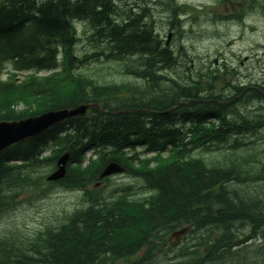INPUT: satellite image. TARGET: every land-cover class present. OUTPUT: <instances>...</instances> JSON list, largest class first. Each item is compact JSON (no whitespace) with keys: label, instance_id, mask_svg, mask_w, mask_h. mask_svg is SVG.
Segmentation results:
<instances>
[{"label":"trees","instance_id":"1","mask_svg":"<svg viewBox=\"0 0 264 264\" xmlns=\"http://www.w3.org/2000/svg\"><path fill=\"white\" fill-rule=\"evenodd\" d=\"M239 1L241 11L264 10V0ZM114 7L113 0H0V73L7 60L19 69L62 67L22 82L0 80V120L88 103L102 108L0 154V224L27 190L42 195L63 184L84 189L89 204L34 237L0 227V264H227L231 249L251 238L263 246L264 145L253 142L264 140V85L232 86L233 94L225 95L215 91V76L210 82L193 77L187 60V75L181 74L184 47H178L179 55L163 47L147 20L149 9ZM86 17L95 29V50L80 56L74 19ZM172 23H178L175 15ZM88 59H126L125 72L141 79L144 88L95 81L82 70ZM169 69L176 75H168ZM251 101L258 104L255 112H241L239 104ZM139 143L169 154L127 156L124 149ZM89 148L98 159L80 166ZM65 151L71 154L65 178L47 182L45 169H53ZM112 160L143 181L144 200L130 198V186L110 196L87 188ZM248 180L263 185L251 188ZM184 224L190 226L189 240L170 244L176 261L162 263L158 250L166 249V231ZM255 254V263L251 257L238 259L263 263L264 251Z\"/></svg>","mask_w":264,"mask_h":264},{"label":"rangeland","instance_id":"2","mask_svg":"<svg viewBox=\"0 0 264 264\" xmlns=\"http://www.w3.org/2000/svg\"><path fill=\"white\" fill-rule=\"evenodd\" d=\"M134 3L137 0H120L119 4H123L129 2ZM155 0H147L148 3H153ZM162 6L163 10L165 11L168 7L167 0H157ZM182 3H187L190 5H197V6H209L215 5L217 0H180ZM141 3H145L142 1ZM146 4V3H145ZM134 5V4H133ZM153 7V14L154 17L158 20L157 26L159 29L162 28L164 22L160 21V11L162 8L160 6H152ZM147 8L150 9L151 7L147 5ZM122 11V10H121ZM206 11H198L193 14H199L196 18L188 19L185 22L186 28L185 29H192L193 31H188L187 38L185 33V45L187 46V51L193 57H196V61L200 60L201 62H209L213 60L215 57L221 56L223 60L225 59L229 66H233L236 61L238 62L239 59H244L246 55L249 56L247 59L248 61L241 66L239 63V68L230 70L233 71L235 80L233 81L236 83L237 81L244 82L245 84H256L264 83V64L260 66L258 61H264V14L260 12H252L249 13L248 16L244 19L243 22L239 21H212L209 20L207 17ZM192 14V13H191ZM123 16V15H122ZM182 18H186L184 15L181 16ZM165 20L168 18L167 15H164ZM200 18V20H199ZM78 30L80 31V40L77 45V52L82 55L85 52L91 53L95 50L94 44L92 42V38H90L88 31L84 32L88 27L85 26V23L79 24L77 26ZM161 32L164 31L161 29ZM180 41V40H179ZM179 41L175 42L176 47H179ZM183 42H181L182 44ZM183 43V44H184ZM126 59L123 61H114L108 62L106 60H97L95 63H88L86 64L85 68H82L84 72L88 73L93 79L98 81L102 84L107 83H127L132 85L133 83H137L139 86L143 87V81L135 79L132 74L125 72L126 69ZM263 63V62H262ZM212 70H215L217 67H213ZM181 74H185V69H177ZM220 70H224L221 68ZM175 70L169 69L167 70L168 75L175 74ZM195 73L196 71H207V69H192ZM40 73L45 74L47 71H41ZM221 73V72H220ZM5 74L3 75V77ZM183 78V77H182ZM181 79V78H180ZM237 80V81H236ZM180 82V81H179ZM185 82V81H181ZM165 86L170 87L171 84H165ZM252 86V85H251ZM140 87V88H141ZM224 93L226 95H232L233 89L228 86L226 87ZM239 104L238 107L243 112L245 108L247 111H253L256 107H258L257 103L251 101V103ZM246 105V106H245ZM243 112L248 114L249 112ZM255 112V111H254ZM250 115V114H248ZM261 135V134H260ZM264 140H258L257 142H253V144L258 143L264 145ZM251 144V145H253ZM244 149V148H242ZM90 152L87 153V155ZM207 155V154H206ZM217 158H222L220 154ZM49 169V168H48ZM113 184H120L123 185L130 184L132 189H129L128 192H131L134 197H144L148 194V191L145 188H141V182L138 179H133L124 175H116L112 177ZM107 187L104 189V195L113 193L114 187L117 185ZM245 184L251 188L259 187L263 185V180L251 181L248 180ZM129 187V185H128ZM111 188V189H110ZM248 189V188H247ZM81 193L78 190H66L62 187L57 188L53 193H51L47 198L39 201L32 200L31 202H23L20 204L18 209L12 210L8 213L7 217L9 220H5V222L0 224V227H9V228H21L24 232L28 233V235L33 236L34 232L42 227L43 223H46L51 220H60L63 217V212L66 210H71L72 208L77 207L79 203ZM2 228V229H3ZM1 230V229H0ZM175 229L169 231L168 235L172 233ZM183 241L185 238L182 239ZM189 238L187 239V241ZM186 241V242H187ZM245 243V242H244ZM262 242L254 243L251 240L249 245H245L242 249L244 251L240 252V249L234 250V253L230 255L236 264H243L239 261L238 257L243 256L244 259L250 257L253 263L256 262L255 257L257 256L255 253L264 251V244L260 246ZM260 246V247H259ZM159 259L162 263L167 261H176L174 260V252L171 253L168 250L166 253L163 251H159ZM246 254L244 256L243 254ZM229 256V255H228ZM227 256V257H228ZM261 258L259 257L258 260ZM229 264V260L225 261ZM224 262H215V264H223ZM214 264V263H210ZM261 264H264L261 263Z\"/></svg>","mask_w":264,"mask_h":264},{"label":"water","instance_id":"3","mask_svg":"<svg viewBox=\"0 0 264 264\" xmlns=\"http://www.w3.org/2000/svg\"><path fill=\"white\" fill-rule=\"evenodd\" d=\"M92 104H84L71 109H61L45 112L39 116L24 118L18 122H0V151L8 147L14 142L21 141L25 138H30L41 131L47 129L50 125L56 124L65 118H69L79 114H85L87 108L92 107ZM68 154L59 159L60 163H66ZM122 168L112 162L102 172L101 176H106L111 173L121 171ZM64 174V167L51 175V179H56ZM183 231L177 232L181 234Z\"/></svg>","mask_w":264,"mask_h":264},{"label":"bare ground","instance_id":"4","mask_svg":"<svg viewBox=\"0 0 264 264\" xmlns=\"http://www.w3.org/2000/svg\"><path fill=\"white\" fill-rule=\"evenodd\" d=\"M141 4H142L143 7L147 8V5H148V4H145V3H141ZM167 8H168V7H167ZM262 133H264V129H263V132L260 131V134H262ZM260 140H261V139H260ZM139 181L141 182L140 179H139ZM19 206H20V205H14L13 210L18 209ZM8 213H9V212H7V213L5 214V216H7ZM8 218H9V217H6L7 220H9ZM19 229H21V228H19ZM173 229H174V228H173ZM21 230H22V229H21ZM171 230H172V229H171ZM171 230H169V231H171ZM22 231H23V230H22ZM169 231H166V232L169 233ZM23 232H24V231H23ZM164 232H165V231H164ZM164 232H163V233H164ZM166 232H165V233H166ZM24 233H26V232H24ZM172 233H173V232H172ZM172 233H170V235L167 234V236H168L169 238H172V236H171ZM185 234H186V235H181V237H180L179 239H177V240H173V241L167 242L165 246H169L170 244L178 245V244H183V243H185V242L187 241V239L189 238V237L187 236L188 234H187V233H185ZM185 236H187V237H185ZM183 238H185L184 241L182 240ZM251 240H253L254 243H256V242H260V241H261V240H255V238H251V239H249V241H245V243H246L245 245H249V244L251 243ZM261 242H262V241H261ZM236 249H237L236 247H235V249H234V247H233V248L231 249V253L229 254V257H228L229 260H232V261H234V262H235L236 260H233V259L230 257V255L233 254V253H234V250H236ZM240 249H241V248H240ZM237 250H238V249H237ZM237 261H238V260H237ZM235 264H236V263H235Z\"/></svg>","mask_w":264,"mask_h":264}]
</instances>
